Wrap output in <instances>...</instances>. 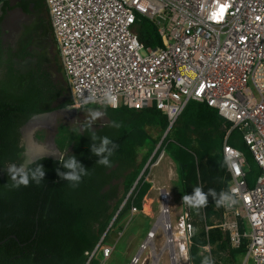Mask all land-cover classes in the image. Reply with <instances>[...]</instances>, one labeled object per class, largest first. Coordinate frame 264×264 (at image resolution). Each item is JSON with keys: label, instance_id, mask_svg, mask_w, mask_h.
<instances>
[{"label": "built area", "instance_id": "2783aa9c", "mask_svg": "<svg viewBox=\"0 0 264 264\" xmlns=\"http://www.w3.org/2000/svg\"><path fill=\"white\" fill-rule=\"evenodd\" d=\"M44 3L69 86L70 108L103 105L100 98L110 91L115 97L112 108L139 109L153 101L166 115L168 130L189 100L205 102L231 123L222 154L230 178L228 194L232 192L237 203L222 205L220 217L205 229L220 228L231 248L243 245L245 259L251 256L255 264H264V0ZM221 5L227 6L223 13ZM138 18L154 24L160 45L141 44L132 29ZM88 95H95L97 102L82 106ZM235 127L246 128L242 137L260 170L251 186L244 153L227 143ZM162 154L164 150L156 163ZM229 156L235 167L226 163ZM170 197L165 187L158 188V216L130 264H159L164 252L169 264H192L189 211L182 201L172 220ZM129 211L138 210L132 206ZM157 227L165 237L159 249L154 241ZM102 240L84 252L83 264H103L110 257L114 245ZM202 252L211 258L209 243Z\"/></svg>", "mask_w": 264, "mask_h": 264}, {"label": "trees", "instance_id": "16d2710c", "mask_svg": "<svg viewBox=\"0 0 264 264\" xmlns=\"http://www.w3.org/2000/svg\"><path fill=\"white\" fill-rule=\"evenodd\" d=\"M16 6L23 12L29 11L26 1ZM2 19L3 15L0 16V264H83L84 252L91 250L104 233L102 241L105 240L117 218L129 213L132 206L141 211L150 188L145 179L148 167L161 150L176 165L181 197L191 195L197 186L206 194L205 207L196 210L187 206L193 225L189 246L192 264H201L204 257H209L201 253L207 243L211 246L213 264H235L236 255L244 251L243 245L233 249L220 228L205 229L221 215L222 206L218 207L216 201L222 193L228 194L230 178L222 145L231 125L205 102L189 100L164 136L166 115L153 101L139 109L91 105L101 109L105 120L93 126L83 123L81 128L60 124L54 143L61 156H42L25 165L33 169L42 166L43 180L39 184L30 182L27 186L12 187L16 181L11 177L17 174L13 173L14 166L23 160L21 127L35 114L66 108L71 102L50 21L49 37L56 48L54 65L42 66L38 58L34 69L22 73L14 70L9 57H5L10 52L2 42ZM132 29L143 46L161 44L154 24L148 19L138 18ZM26 45H22V55L26 53ZM82 108L85 107L78 109ZM111 122L119 123L120 127L110 126ZM245 130L233 128L227 143L244 153L248 166L245 177L251 186L260 170L243 140ZM103 137L113 140L108 148L116 145L110 168L98 165V157L92 152ZM72 156L88 169V175L75 188L57 175V170L72 171L60 162L61 157L66 162ZM209 189L215 191V196Z\"/></svg>", "mask_w": 264, "mask_h": 264}, {"label": "rangeland", "instance_id": "374dc122", "mask_svg": "<svg viewBox=\"0 0 264 264\" xmlns=\"http://www.w3.org/2000/svg\"><path fill=\"white\" fill-rule=\"evenodd\" d=\"M14 18L16 23L20 26L18 29L23 31L25 36H34L37 40H41L42 49L45 51L44 64H46V66L54 65L56 48L50 40L49 31L43 20L40 26L30 28V19L25 13L21 12L19 8L11 13L9 20L11 19L12 21ZM46 18L49 20L48 15ZM49 69L52 75L56 76L54 68L50 67ZM83 107L85 108L72 109L69 106L66 108H59L53 110L46 116L33 119L32 123L26 127L25 134H28L25 137L23 135V139H26V142H30L46 149V155L54 158L60 157L61 153L54 143V134L60 124L81 128L83 123H88L93 126L105 120L104 114L94 120H90L88 109L100 111L101 109L92 107L91 105ZM159 158L160 153L156 161ZM156 161L149 165L145 179H148L150 174L153 178H160L161 182L164 183V186L171 195L169 200L170 217L172 220H175L182 207V197L176 165L174 161L165 154H162V158L158 164H156ZM247 169L248 166L246 165V170ZM156 174L159 176H156ZM158 213V190L153 189L150 193L144 196L141 211L132 214L129 211V213L117 218L116 226L110 229L104 240L105 243L112 246L114 245V249L110 257L106 259L103 264H130L132 256L138 252L140 244L145 240L147 231L153 227ZM245 228L246 231H249L247 225ZM154 241L157 249H159L163 241H165L164 231H162L160 227L156 228ZM143 254H147V250H145ZM235 262L236 264H255L253 257L250 256L245 259V253L237 254ZM159 264H169L166 252L162 254Z\"/></svg>", "mask_w": 264, "mask_h": 264}, {"label": "clouds", "instance_id": "9594fccd", "mask_svg": "<svg viewBox=\"0 0 264 264\" xmlns=\"http://www.w3.org/2000/svg\"><path fill=\"white\" fill-rule=\"evenodd\" d=\"M96 102L97 97L95 95H88L83 99L82 106ZM99 102L102 103L104 106H115V97L110 91H105L103 93V96L100 98ZM88 111L90 113V120H94L103 115L100 110L88 109ZM110 126L116 128L120 127L119 123L117 122H111ZM92 139H97L95 133L92 134ZM110 143H113V140L111 138L103 137L101 138L99 147H94L92 149L93 154L98 157V159L96 160V163L98 165L109 168L112 166V161L110 157H112L116 149V145H114L113 148H108L107 146ZM236 155H239V153H236ZM60 162L64 168L71 169L72 171L60 172L59 170H57V175L60 176L62 180L68 181L69 186L72 188L78 187L82 181V178L88 175V169L84 168L83 165L79 164L74 156L69 157L66 162L64 161L63 157H61ZM226 163H228L230 167H235V165L231 162V156L226 158ZM77 169L79 171H77ZM43 177L44 169L42 166L38 165L34 169L31 167L21 166V168L17 170V174L11 177L14 181H16V183H14L12 187H19L20 185L27 186L30 182H35L36 184H39L43 180ZM232 191L234 192L235 190L233 189ZM209 193L213 196H215L216 194L215 191L212 189H209ZM182 201L189 208L196 210H199L200 208H203L207 205L206 194L201 191V187L199 186L193 189L191 195H183ZM235 203H237V200L232 195V192H229V194L222 193L221 198L216 201V205L218 207L222 205L225 207H231ZM182 251L185 250L182 249ZM201 264H213V260L212 258L206 256L201 261Z\"/></svg>", "mask_w": 264, "mask_h": 264}, {"label": "flooded vegetation", "instance_id": "af4514ba", "mask_svg": "<svg viewBox=\"0 0 264 264\" xmlns=\"http://www.w3.org/2000/svg\"><path fill=\"white\" fill-rule=\"evenodd\" d=\"M11 1V0H10ZM1 2V0H0ZM11 3V2H9ZM12 5V4H11ZM2 6V3H1ZM1 8V7H0ZM28 12H24L28 18L30 19L31 26H40L43 22L45 23L47 30L49 31L48 19L46 18L48 15L47 7L44 2H40L38 4V0H32L28 2ZM18 7L9 8L5 13L0 11V16L3 15V19L1 22V26L3 29L2 33V42L4 43V47L8 49L10 54H5V57L10 59V63L14 70H20L22 73L27 72L30 69H34L37 65V59L39 58L42 66H46L44 64V49L41 46V40H37L34 36L27 37L24 35V32L18 29L20 27L18 23H16L15 18L11 21L9 20L11 13L17 10ZM1 10V9H0ZM49 16V15H48ZM7 23V24H6ZM40 38V37H39ZM27 44L25 46V54L22 55V45ZM23 141V151H22V163L14 166L13 173L16 174L17 170L27 164L26 156L24 154L25 146Z\"/></svg>", "mask_w": 264, "mask_h": 264}, {"label": "water", "instance_id": "95a60500", "mask_svg": "<svg viewBox=\"0 0 264 264\" xmlns=\"http://www.w3.org/2000/svg\"><path fill=\"white\" fill-rule=\"evenodd\" d=\"M52 111H49V112H43V113H39V114H35V115H33L22 127H21V145L23 144V135H24V137H25V129H26V127L28 126V125H30L31 123H32V120L33 119H36V118H39V117H42V116H46V115H48V114H50ZM167 130L168 129H166L165 130V132H164V134H163V136L166 134V132H167ZM162 136V137H163ZM24 146H25V150H24V154H25V156H26V162L27 163H30V162H32V161H34V160H36L37 158H40V157H42V156H49V155H46L45 154V152H30L29 151V146L27 145L28 143L26 142V139L24 140ZM156 149V148H155ZM155 149H154V151H155ZM154 151L152 152V154L150 155V157L148 158V160L146 161V163H145V165H144V167L142 168V170H141V172L139 173V175H138V177H137V179L140 177V175H141V173L143 172V170H144V168L148 165V163H149V161H150V159H151V157H152V155H153V153H154ZM50 157H52V156H50ZM136 179V180H137ZM132 189V188H131ZM129 193H130V191L127 193V195H126V197L123 199V201L121 202V204H120V206H119V208H118V210L121 208V206L124 204V202H125V200H126V198H127V196L129 195ZM118 210H117V212H118ZM116 212V213H117ZM115 213V214H116ZM114 217H115V215H114ZM114 217L112 218V220L114 219ZM112 220H111V222H112ZM111 222H110V224H111ZM110 224L108 225V227L110 226ZM108 227H107V229H108ZM106 229V230H107ZM106 230H105V232H106ZM105 234V233H104ZM103 234V235H104ZM103 235H102V237H103ZM101 237V238H102Z\"/></svg>", "mask_w": 264, "mask_h": 264}, {"label": "crops", "instance_id": "0c3cea01", "mask_svg": "<svg viewBox=\"0 0 264 264\" xmlns=\"http://www.w3.org/2000/svg\"><path fill=\"white\" fill-rule=\"evenodd\" d=\"M20 1H26V2H29V1H32V0H1V2H0V11L2 12V13H5L6 12V10H8L9 8H15V7H18V6H16V4H18ZM7 2V3H6ZM9 2H11V3H9ZM1 3H2V6H1ZM12 4V5H11ZM4 6H6V7H4ZM8 6H9V8H8ZM19 9H20V7H18ZM20 11L21 12H23L21 9H20ZM24 13V12H23ZM30 28H32V26H31V22H30ZM166 129H167V127H166ZM165 129V130H166ZM160 161V160H159ZM159 161L156 163V164H158L159 163ZM155 164V165H156ZM172 170H173V167H172ZM171 171V170H170ZM173 172V171H172ZM156 176H159L158 174H156ZM149 183H150V188H149V190H148V192H147V194L148 193H150L153 189H156V190H158L157 188H159V187H165L164 186V183H162L161 182V180H160V178H158V177H156V178H153V176H151L150 174H149V176H148V179H146ZM166 188V187H165ZM146 194V195H147ZM145 195V196H146ZM216 220V218L213 220V222L212 223H214V221ZM206 245V244H205ZM210 248H211V246H210ZM234 249V248H233ZM238 249V248H237ZM204 253H206V252H204ZM243 253H244V251H243ZM207 255H208V253H206ZM235 264H236V262H235Z\"/></svg>", "mask_w": 264, "mask_h": 264}, {"label": "bare ground", "instance_id": "6f19581e", "mask_svg": "<svg viewBox=\"0 0 264 264\" xmlns=\"http://www.w3.org/2000/svg\"><path fill=\"white\" fill-rule=\"evenodd\" d=\"M32 128V127H31ZM27 132V131H26ZM28 133L25 134V136L27 135ZM27 141V140H26ZM31 141V140H29ZM28 143V146H29V151L30 152H46V149H44L43 147L41 146H38V145H35V144H32L30 142H27ZM148 203V201H147Z\"/></svg>", "mask_w": 264, "mask_h": 264}, {"label": "snow or ice", "instance_id": "6c2138e0", "mask_svg": "<svg viewBox=\"0 0 264 264\" xmlns=\"http://www.w3.org/2000/svg\"><path fill=\"white\" fill-rule=\"evenodd\" d=\"M226 5H221V8H220V11H221V13H223L224 12V10L226 9ZM214 18H215V14H214Z\"/></svg>", "mask_w": 264, "mask_h": 264}]
</instances>
